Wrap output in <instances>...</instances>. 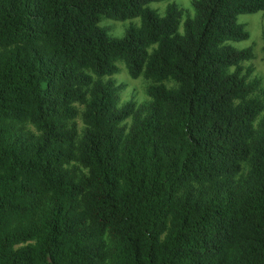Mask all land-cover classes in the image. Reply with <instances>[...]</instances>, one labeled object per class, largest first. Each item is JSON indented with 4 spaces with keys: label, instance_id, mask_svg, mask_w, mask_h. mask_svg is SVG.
I'll return each mask as SVG.
<instances>
[{
    "label": "trees",
    "instance_id": "trees-1",
    "mask_svg": "<svg viewBox=\"0 0 264 264\" xmlns=\"http://www.w3.org/2000/svg\"><path fill=\"white\" fill-rule=\"evenodd\" d=\"M164 1L0 0V264H264V101L231 44L264 0H194L183 32ZM119 63L157 82L128 130Z\"/></svg>",
    "mask_w": 264,
    "mask_h": 264
},
{
    "label": "rangeland",
    "instance_id": "rangeland-1",
    "mask_svg": "<svg viewBox=\"0 0 264 264\" xmlns=\"http://www.w3.org/2000/svg\"><path fill=\"white\" fill-rule=\"evenodd\" d=\"M193 2L194 0H166L164 2L152 3L150 6L156 9L161 15H164L168 5L176 3L183 10V18L180 26V31L183 32L185 20L188 17H193L195 14ZM239 22L246 26V29L250 33V37L245 41H232L231 44L239 49L252 47L254 58L245 62L244 65L246 67L252 66L254 68V72L250 77V80L258 79L260 81V88L254 95L260 97L264 101V11L254 14H242L239 16ZM140 24V18L118 21L103 17L100 22V25L105 27L112 37L117 38L122 37L131 25L140 26ZM118 66L120 68L119 73L111 77L115 79L117 85H119L117 92L118 107H122L125 104L132 102L134 103L136 110L135 115L123 122V125L128 130L136 116H144L148 113L149 106L153 101V99L148 95V88L152 85H156L157 82L144 76L134 79L130 76L124 63H119ZM95 79L97 80L98 78L95 77ZM102 80L106 81L108 80V77H104ZM163 83L169 89L176 88L178 86V84L172 80H165ZM74 106L78 110V116L72 120L71 123L74 122L76 124L79 136L81 137L86 129V125L84 124L82 117L85 106L79 103L74 104ZM262 119H264V111L257 117L254 123L255 128H258ZM27 127L31 132L39 134L33 126L28 125ZM83 171L86 172L85 169ZM247 171L248 164H245L241 177H244Z\"/></svg>",
    "mask_w": 264,
    "mask_h": 264
}]
</instances>
